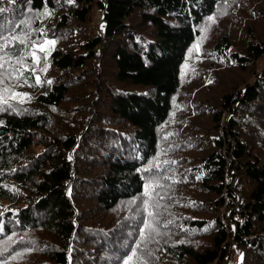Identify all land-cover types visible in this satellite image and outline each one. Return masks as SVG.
Here are the masks:
<instances>
[{
  "label": "trees",
  "instance_id": "obj_1",
  "mask_svg": "<svg viewBox=\"0 0 264 264\" xmlns=\"http://www.w3.org/2000/svg\"><path fill=\"white\" fill-rule=\"evenodd\" d=\"M263 57L264 0H0V264H264Z\"/></svg>",
  "mask_w": 264,
  "mask_h": 264
},
{
  "label": "snow or ice",
  "instance_id": "obj_2",
  "mask_svg": "<svg viewBox=\"0 0 264 264\" xmlns=\"http://www.w3.org/2000/svg\"><path fill=\"white\" fill-rule=\"evenodd\" d=\"M48 43H54V41H53V42H48ZM41 50H43V49H41ZM32 55L35 57V53H33ZM150 215H151V213H150ZM146 227H148V226H146ZM137 247H139V245H137ZM135 255H136V253L133 252V253H132V256H129V257H128V261H126L125 264H129V262L132 260V258H133Z\"/></svg>",
  "mask_w": 264,
  "mask_h": 264
},
{
  "label": "rangeland",
  "instance_id": "obj_3",
  "mask_svg": "<svg viewBox=\"0 0 264 264\" xmlns=\"http://www.w3.org/2000/svg\"><path fill=\"white\" fill-rule=\"evenodd\" d=\"M97 17L99 18V20H101L102 19L101 13H98ZM260 67L261 68H264V57H263V59L260 62Z\"/></svg>",
  "mask_w": 264,
  "mask_h": 264
}]
</instances>
